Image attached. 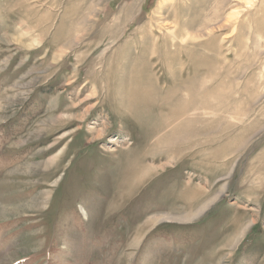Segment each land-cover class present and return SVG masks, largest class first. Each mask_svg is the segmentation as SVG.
<instances>
[{"label": "rangeland", "instance_id": "1", "mask_svg": "<svg viewBox=\"0 0 264 264\" xmlns=\"http://www.w3.org/2000/svg\"><path fill=\"white\" fill-rule=\"evenodd\" d=\"M0 264H264V0H0Z\"/></svg>", "mask_w": 264, "mask_h": 264}, {"label": "bare ground", "instance_id": "2", "mask_svg": "<svg viewBox=\"0 0 264 264\" xmlns=\"http://www.w3.org/2000/svg\"><path fill=\"white\" fill-rule=\"evenodd\" d=\"M252 2H254V0H244V4L246 5V6H249ZM58 120V119H57ZM91 129H93V127H90ZM97 137H99V136H97ZM217 199V198H216ZM213 201V200H212ZM211 201V202H212ZM208 204H209V202H208ZM207 205V204H206ZM201 210V209H200ZM195 217V216H194ZM150 220H151V218H150ZM153 220V221H152ZM151 221L152 222H157L159 219L158 218H156V221H154L155 220V217H153V219H152ZM179 220H181V219H179ZM183 220V219H182ZM188 220H190V219H188Z\"/></svg>", "mask_w": 264, "mask_h": 264}]
</instances>
